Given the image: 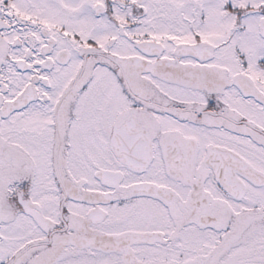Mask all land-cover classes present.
Wrapping results in <instances>:
<instances>
[{
	"label": "snow or ice",
	"instance_id": "1",
	"mask_svg": "<svg viewBox=\"0 0 264 264\" xmlns=\"http://www.w3.org/2000/svg\"><path fill=\"white\" fill-rule=\"evenodd\" d=\"M0 264H264V0H0Z\"/></svg>",
	"mask_w": 264,
	"mask_h": 264
}]
</instances>
